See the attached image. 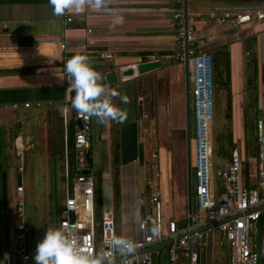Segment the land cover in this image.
I'll use <instances>...</instances> for the list:
<instances>
[{
  "label": "crops",
  "instance_id": "obj_1",
  "mask_svg": "<svg viewBox=\"0 0 264 264\" xmlns=\"http://www.w3.org/2000/svg\"><path fill=\"white\" fill-rule=\"evenodd\" d=\"M75 3L76 0H72L71 6L56 14L51 0H0V209L9 211L10 215L9 231L5 235L0 230V260L10 256L13 247L12 201L15 188L18 185L23 187L27 213L28 202L36 191L29 180L33 171L37 175L40 173L41 190L48 192V204L44 202L41 210L36 212L35 222L29 224V264H34L36 245L46 229L59 228L66 184L64 160L66 152L72 157L73 133L71 123L65 134L62 117L71 89L64 71V56L83 54L89 58L92 67L109 65L107 71L98 72L103 78L102 86L117 92L109 99L118 108L119 86L132 83L136 90L140 115L135 117L138 120L139 157L134 162L118 166L119 195L115 200L112 189L110 203L115 213V234L128 240L138 238L139 219L149 207V179H154L159 185L164 218L174 219L179 225L186 223L188 185L186 194L181 191L186 203L183 215L177 198L178 206L167 204L166 175L160 163L159 166L153 163L150 167L145 165L144 150L139 145L141 137L145 140V79L153 74L159 77L168 71L169 91L164 104L170 114L169 126L183 134L186 128L185 83L181 72L184 65L168 59L164 60L161 69L142 75L137 72L131 76L122 75L129 66L149 61L151 56L161 58L174 51L173 0H99V6L97 0H84L80 10L76 9ZM258 5L264 6V0H187L186 3L187 12L195 19L196 35L201 41L199 50L211 56L222 47L226 46L228 50L233 137L245 157L254 155L256 150L255 141L252 143L250 140V136L255 134L256 120L261 119L264 124V18L240 25L222 22L220 18L225 13L233 17L235 12H242V8ZM66 14L73 19L68 25L65 24ZM63 43L64 49L61 47ZM109 72L115 73L116 83L113 85L105 81V74ZM216 96L226 107L227 91L220 89ZM15 102H29L31 106L21 105L17 109L1 107ZM122 124L107 120L105 130L99 135L100 140L107 141L103 148L109 159L111 150L116 153V141L119 142L120 153L119 129ZM91 128L93 130L92 117ZM177 138L180 140L179 136ZM95 146L97 151H104L99 145ZM95 146L92 131V153ZM92 173L102 196V182L110 181L112 186L110 167L102 176ZM98 176L101 177L100 184ZM220 242L215 244L211 241L201 250L197 264H226L221 259L222 254L227 255L228 264L227 245L222 239ZM263 248L264 245L260 249V258L264 257ZM148 253L151 264H169L166 246ZM177 264H189V261L179 257ZM260 264L264 261L261 260Z\"/></svg>",
  "mask_w": 264,
  "mask_h": 264
},
{
  "label": "built area",
  "instance_id": "obj_2",
  "mask_svg": "<svg viewBox=\"0 0 264 264\" xmlns=\"http://www.w3.org/2000/svg\"><path fill=\"white\" fill-rule=\"evenodd\" d=\"M172 20L175 25L174 51L163 57L151 56L152 60L187 62L190 83V151L192 207L185 211L186 223L179 225L171 218H164L159 185L154 179L147 180L149 187L147 204L138 222V238L133 251L109 255L113 264H151L145 248L170 240L166 245L169 264H177L185 257L189 264H197L199 253L211 242L215 234L228 248V264H260V246L264 242V124L255 122L256 150L253 160L258 164L257 185L250 188L243 175L245 156L234 147L229 157L213 166V146L210 138V122L213 117L212 57L199 50L201 41L195 30V19L187 12L186 0H173ZM264 18V6H248L233 17L225 13L220 20L233 25ZM65 15V24L72 21ZM61 47L64 49L65 44ZM63 57V64L70 59ZM102 77V75H101ZM103 81H100V83ZM65 101L62 111L65 134L73 123L72 157L66 152L64 160L65 198L59 228L69 234L77 246L86 253L96 255L107 250L105 240L115 234V213L111 204L100 202L97 213L98 182L86 160L91 147V116L77 113ZM31 103H6L4 109H17ZM79 121L80 125L77 124ZM155 156V155H153ZM154 158V157H153ZM212 166V169H211ZM156 172V170L154 171ZM215 185H211V173ZM14 241L11 255L4 256V264H29L31 255L27 246L30 235L23 187L18 185L12 201ZM222 221V222H221ZM218 223V224H215ZM0 261V264H3Z\"/></svg>",
  "mask_w": 264,
  "mask_h": 264
},
{
  "label": "rangeland",
  "instance_id": "obj_3",
  "mask_svg": "<svg viewBox=\"0 0 264 264\" xmlns=\"http://www.w3.org/2000/svg\"><path fill=\"white\" fill-rule=\"evenodd\" d=\"M168 71L165 74L156 77L153 75L149 76L145 79V140L141 137L140 147H143L145 159V165L149 167L151 164L160 163V168L163 169L164 174L166 175V183H165V192L167 204L178 206L176 204V198L180 201L181 213L184 215V207H185V199L182 196V192L184 190L185 194L187 192V151H186V128L183 130V134H180L181 131H175L170 128V114L168 113V107L164 104L167 98V94L169 91V83H168ZM182 77L183 84L185 83L186 71L183 67ZM184 87V86H183ZM216 86L213 83L212 79V92H213V108L212 113L213 117L210 122V138L213 146V159L212 163L215 167L219 163H221L226 158L220 157L217 155V148L221 141H219V137L221 135H225L228 133L229 129L232 131L233 135V127L232 121L231 123L226 120V109L222 103L221 98L216 96ZM119 109H121L125 113V117L120 120L121 123L125 124L135 120V117H139L138 114V104L136 103V90L134 89L132 83H123L119 86ZM127 96L128 103H123L121 97ZM189 112L190 107H189ZM186 111H184V115ZM107 120L101 122L98 118L92 117V125H93V144L99 145L100 148H103L107 141L100 140L99 135L106 128ZM122 124V125H123ZM99 129V130H98ZM180 137V140L177 137ZM254 135L251 142H254ZM145 145V146H144ZM227 146L225 145V148ZM104 149V148H103ZM92 153L93 166L92 171L97 175H104L108 172V167H110V178L112 179L113 169L112 164H115L116 161V153L113 150L109 159V155L104 149V151H97V147L95 146ZM155 155V156H153ZM154 157V158H153ZM192 159V155H191ZM110 162V165H109ZM119 165L120 162H119ZM159 166V165H158ZM212 169V166H211ZM107 170V171H106ZM40 173L38 175L33 171V175L29 178L30 182L34 186L36 190L35 193H32V197L27 205V214L29 224L34 223L37 219L36 212L41 210L40 207L45 203L48 204V192H43L40 185ZM26 183V180L24 179ZM59 181L56 183V187H59ZM211 185H215L214 173H211ZM54 186V185H53ZM8 192L10 193V183L8 182ZM98 193V200L102 202V196ZM180 196V197H179ZM59 197V196H58ZM64 198H65V190H64ZM46 199V201H45ZM60 200V199H59ZM53 204V203H52ZM10 226V215L9 211H2L0 209V230L4 234L9 231ZM6 235V234H5ZM210 241H214L215 244H219L220 239L218 235H214L210 238ZM264 243L261 244L260 249ZM211 252V248H210ZM264 254V248L261 250ZM215 256L217 252L214 250ZM227 253V252H226ZM221 259L224 260V263L227 264V255L222 254Z\"/></svg>",
  "mask_w": 264,
  "mask_h": 264
},
{
  "label": "clouds",
  "instance_id": "obj_4",
  "mask_svg": "<svg viewBox=\"0 0 264 264\" xmlns=\"http://www.w3.org/2000/svg\"><path fill=\"white\" fill-rule=\"evenodd\" d=\"M51 3L53 11L61 14L65 8L71 6L72 0H51ZM83 6L84 0H76L77 10ZM64 71L69 86L74 91L70 102L73 110L96 117L101 122L120 121L125 117V113L114 106L109 99L116 96L117 92L102 86L100 73L90 65L86 55L72 56L65 62ZM121 99L123 103H128L127 96ZM105 245L107 250L104 253L92 255L81 250L74 239L62 229L48 227L36 245L34 264H113V258L108 250L113 254L116 252L124 254L133 251L134 248L132 241L117 235L105 240Z\"/></svg>",
  "mask_w": 264,
  "mask_h": 264
},
{
  "label": "water",
  "instance_id": "obj_5",
  "mask_svg": "<svg viewBox=\"0 0 264 264\" xmlns=\"http://www.w3.org/2000/svg\"><path fill=\"white\" fill-rule=\"evenodd\" d=\"M187 3V0H186ZM164 65V61L161 59L145 61L135 64L134 66H129L124 69L122 75L131 76L137 72V74L142 75L148 72L155 71L157 69H161ZM185 95H186V138H187V174H188V193H189V204L188 207L191 209L192 207V190L195 188L194 180L192 181V173H191V151H190V137H191V123H190V113H189V105H190V83L188 76V67L187 62H185ZM105 81L108 85H113L116 83V77L114 72H109L105 74ZM69 99L71 100L74 91L69 89L68 91ZM77 124L80 125L79 121ZM120 133V163L128 164L138 160L139 157V149H138V125L137 121H132L121 125L119 129ZM86 160L90 167L93 166L92 159V149L91 147L88 149L86 154ZM102 188V202L105 204H110L112 202V186L110 181H104L101 184ZM4 197L6 198V191H4ZM222 222V221H221ZM218 224V223H215ZM170 243V240L163 241L161 243H157L151 245L139 253L149 252L161 247H164ZM264 261V257L260 258V261Z\"/></svg>",
  "mask_w": 264,
  "mask_h": 264
},
{
  "label": "trees",
  "instance_id": "obj_6",
  "mask_svg": "<svg viewBox=\"0 0 264 264\" xmlns=\"http://www.w3.org/2000/svg\"><path fill=\"white\" fill-rule=\"evenodd\" d=\"M212 57V65H213V73H212V79L213 83L216 86L215 90L216 93L220 89H224L227 91V96H226V120L231 123L232 121V107H231V93L229 89L230 85V65H229V56H228V50L225 47H222L221 49L217 50L215 55L211 56ZM109 65H96L93 67L96 71L101 70L103 72L107 71ZM218 102V100H217ZM73 123L71 124V126ZM118 130V129H116ZM115 130V131H116ZM250 130L251 126H250ZM251 134V133H249ZM253 136H250V140L252 139ZM220 144L217 148V155L223 158H228L230 151L236 147V143L234 141V137L232 135V131L229 129L227 134L221 135L219 137ZM255 141V139H254ZM115 148H116V161L115 164H112V169H113V177H112V189H113V196L114 199H118L119 195V180H118V166L120 162V153H119V142H115ZM225 145L227 146L225 148ZM255 149H256V144H255ZM214 152V150H213ZM254 155L252 156H247L244 162V169H243V175H244V180L247 186L250 188H253L257 185V178H256V172L258 169V164L253 160ZM99 184L101 181V177L98 176ZM100 212V202L97 205V213L99 214Z\"/></svg>",
  "mask_w": 264,
  "mask_h": 264
}]
</instances>
